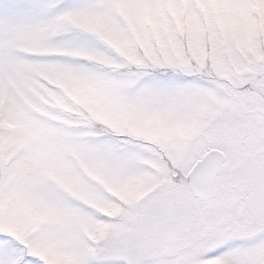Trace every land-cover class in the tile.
<instances>
[{"label": "snow or ice", "instance_id": "snow-or-ice-1", "mask_svg": "<svg viewBox=\"0 0 264 264\" xmlns=\"http://www.w3.org/2000/svg\"><path fill=\"white\" fill-rule=\"evenodd\" d=\"M0 264H264V0H0Z\"/></svg>", "mask_w": 264, "mask_h": 264}]
</instances>
